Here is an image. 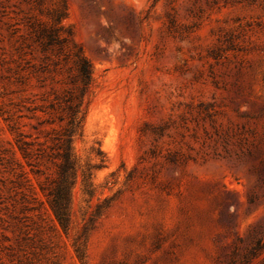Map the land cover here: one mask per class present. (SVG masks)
Wrapping results in <instances>:
<instances>
[{"label": "rangeland", "instance_id": "374dc122", "mask_svg": "<svg viewBox=\"0 0 264 264\" xmlns=\"http://www.w3.org/2000/svg\"><path fill=\"white\" fill-rule=\"evenodd\" d=\"M67 4L95 77L74 148L83 167L105 166L93 196L79 173L64 232L39 188L54 167L32 174L7 120L62 87L14 82L19 37L39 12L0 0V264L16 262L24 231L60 264H264V0ZM38 122L21 118L19 131L46 141L52 127Z\"/></svg>", "mask_w": 264, "mask_h": 264}, {"label": "trees", "instance_id": "16d2710c", "mask_svg": "<svg viewBox=\"0 0 264 264\" xmlns=\"http://www.w3.org/2000/svg\"><path fill=\"white\" fill-rule=\"evenodd\" d=\"M29 1L39 15L27 17L28 33L19 37L14 82L25 87L35 80L40 88H45V82L49 80L62 88L58 90L53 86L40 99L41 103L31 101V105L25 106L32 115L7 120L15 134L16 147L30 172L40 175L43 161L54 167L56 176L39 183V188L58 226L67 233L73 223L71 190L79 173H82L87 193L93 196V170L105 166L101 159L96 165L88 163L83 167L74 148L75 139L83 135L88 107L95 92L94 67L75 40L71 28L64 24L68 17L67 0ZM33 45L39 56L29 58L32 54L29 49ZM21 118L37 119L39 125L51 126L47 140L40 141L39 136L19 131ZM33 128L37 130V127ZM18 165L22 168L20 163ZM26 174L22 170L20 176L29 183ZM17 246L20 255L17 256L14 249L8 254L12 262L16 261L12 264H60L57 259L45 256L47 244L36 233L30 236L24 231ZM228 264H236V259L233 257Z\"/></svg>", "mask_w": 264, "mask_h": 264}]
</instances>
